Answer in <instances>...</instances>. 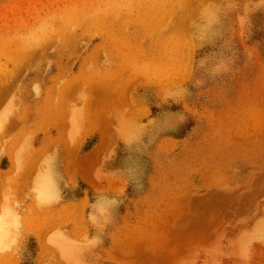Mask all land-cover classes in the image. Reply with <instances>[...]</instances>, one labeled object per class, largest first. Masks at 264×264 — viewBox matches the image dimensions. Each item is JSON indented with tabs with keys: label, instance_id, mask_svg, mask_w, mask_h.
Returning <instances> with one entry per match:
<instances>
[{
	"label": "rangeland",
	"instance_id": "374dc122",
	"mask_svg": "<svg viewBox=\"0 0 264 264\" xmlns=\"http://www.w3.org/2000/svg\"><path fill=\"white\" fill-rule=\"evenodd\" d=\"M0 264H264V0H0Z\"/></svg>",
	"mask_w": 264,
	"mask_h": 264
}]
</instances>
